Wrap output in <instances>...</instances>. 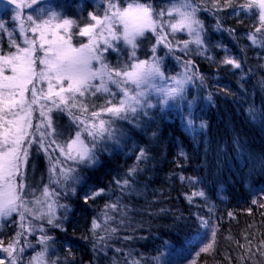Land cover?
I'll return each instance as SVG.
<instances>
[{"label":"trees","instance_id":"trees-1","mask_svg":"<svg viewBox=\"0 0 264 264\" xmlns=\"http://www.w3.org/2000/svg\"><path fill=\"white\" fill-rule=\"evenodd\" d=\"M203 1L194 2L200 6L204 23L210 25L204 24L209 49L220 53L227 49L241 68L212 64L202 55L186 59L194 63L195 88L186 99L185 119L168 118L150 109L148 117L139 118V127L136 122H118L125 133L120 144L109 142L107 151L98 153L96 168H78L92 190L103 188L105 194L86 204L83 185L77 186L74 196L61 197V203L71 209L64 221L66 231L45 225L54 237L49 242L53 245L49 257L56 264H132L134 260L139 264H182L201 244L191 246L183 257L171 254L172 246H180L194 235L206 240L211 231L216 232L214 251L201 254L195 264H264V248H260L264 208L258 206L264 201V65L255 58L257 49L249 39L256 27L233 14L238 1H232L231 7H224V0L218 5L214 0ZM87 8L67 13L83 26L89 20ZM217 25L219 29H215ZM5 28L15 31L11 21ZM7 31H0L4 53L14 52ZM150 45L149 38L143 39L142 54ZM250 107L256 112L255 120L249 117ZM188 118L193 121L191 130L186 127ZM177 138L183 141L188 160L178 157ZM140 149L146 152V159H137ZM125 179L129 187L122 190L117 181ZM198 191L205 196L192 197L189 202L188 197ZM254 199L257 204L252 203ZM114 202L118 210H108L114 219L106 226L105 206ZM201 218L207 220L208 228L202 226ZM94 220L100 224L95 234ZM14 225L9 220L2 224L5 246L18 230ZM109 228L117 231L112 233ZM99 236L106 239L101 241ZM34 237V247L26 249V256L41 248Z\"/></svg>","mask_w":264,"mask_h":264},{"label":"snow or ice","instance_id":"snow-or-ice-1","mask_svg":"<svg viewBox=\"0 0 264 264\" xmlns=\"http://www.w3.org/2000/svg\"><path fill=\"white\" fill-rule=\"evenodd\" d=\"M37 2L0 0V12L11 15L13 25L22 37V44L16 43L11 39L13 33L9 32L10 46L16 50L0 54V221L10 219L13 214L18 217L15 221L18 230L8 244L5 246L0 239V252L6 254L0 257V264H23L26 249L34 247L29 236H37L41 248L27 258V264H56L49 257V250L53 247L49 242L54 237L45 230V224L66 231L64 221L71 209L68 204L61 203V197L74 196L79 185H83L86 204L105 194L103 188L92 190V185L80 175L79 166L93 167L99 162L98 153L107 151L109 142L120 144L125 133L119 121L136 122L139 127V118L148 117L150 109L158 108L163 112L170 107L179 108L186 100L187 86L195 76L191 72L192 62H185L184 73L165 76L163 57L156 54L161 44L169 52L178 49L185 54L190 51L189 45H195L197 54L212 59L207 55L210 41L205 38L206 29L197 15L199 6L194 0H169L164 7L158 8L153 7L151 0H125V6H121L120 0H101L104 5L102 14L89 12L94 23L82 27L66 15L64 6L36 7ZM214 3L218 5L219 0ZM223 6L231 7L232 0H224ZM25 8L31 11L25 14ZM253 9L258 19L255 33H261L264 29V0H242L233 14H253ZM74 27L77 29L75 33ZM0 31H7L2 21ZM148 32L156 37V41L151 47L152 56L141 60L136 56L140 46L138 41ZM181 32L189 39L176 40V34ZM255 33L249 34V39L254 45L264 47V37L258 40ZM73 34L87 37V42L74 45ZM121 45L128 50V60L111 65L105 53L109 50L119 53ZM220 63L241 68L235 58L227 55ZM6 71L10 74L5 75ZM200 79L203 82V78ZM97 96L103 97L104 102L100 105L91 102L93 110L89 112L86 98ZM54 110L67 113L78 129L75 136L63 145L57 143L60 134L52 125L50 113ZM36 111L39 112V123L34 128L33 114ZM248 111L250 119H257L253 108ZM192 125V119H186L189 130ZM203 127L205 125L201 124ZM85 132L87 139L82 138ZM33 144L36 145L35 152H43L49 163L48 184L39 188V194L26 183ZM57 150L59 155L54 157L52 153ZM146 158V152L140 149L137 159ZM67 160L73 164L66 165ZM135 171V168L131 170ZM184 179L182 176L181 180ZM188 179L195 183L193 178ZM117 184L122 190L129 187L127 179L117 181ZM195 196L204 197L205 193L193 192L188 197L189 202ZM252 203L257 204V200ZM258 206L264 208V201ZM105 209L103 222L107 226L114 219L108 210L117 211L118 203L107 204ZM201 224L204 228L209 226L203 218ZM98 228L100 224L94 220V234ZM107 230L117 231L116 228ZM215 238V231L211 233L210 242L197 240L196 235L188 237L180 246L173 245L171 254L183 257L191 246L199 244L203 245L200 252L211 254ZM98 239L103 241L106 237L99 236ZM245 240H248L247 236ZM234 242L239 244V241ZM248 243L250 245L251 241ZM260 248H264V240ZM248 251L251 252L250 247ZM132 264H139V261L134 260Z\"/></svg>","mask_w":264,"mask_h":264},{"label":"rangeland","instance_id":"rangeland-1","mask_svg":"<svg viewBox=\"0 0 264 264\" xmlns=\"http://www.w3.org/2000/svg\"><path fill=\"white\" fill-rule=\"evenodd\" d=\"M79 1H81L82 3L77 2V3L73 4L72 0H46V2H45V0H38L37 5H35V6L36 7L44 6V7H50V8H58L60 6H64V11L69 18H71V17L67 13V11H69V10L73 11L74 9L82 10L86 7H88L87 8L88 13L92 12V13H95L98 15L102 14L104 5L101 3V0H79ZM209 1L210 0H205L203 2L205 4H207V3H209ZM219 1H222V0H219ZM232 1H234L236 4V1H238V3H239L242 0H232ZM120 3H121V6H125V0H120ZM151 3L153 5V7L158 8V7H164L167 3H169V0H151ZM30 11H31V9H27V8L24 9L25 14H27ZM199 12H200V10H198L197 15H198L199 19L202 20L203 17H201ZM252 12H253V14H247V15L244 14L243 12H241L242 14L241 13L239 14V18L241 19V21H243V20L249 21L250 26L257 27L258 26V19H257V16L254 14V13H256V10L253 9ZM88 18H89V16H88ZM0 21H2L4 24H7L8 21L9 22L11 21L13 24V21L11 19V15L9 14L6 16L3 12H0ZM202 22L204 23L203 20H202ZM89 23H94V22L91 21L89 18V20L85 23V25L89 24ZM77 24H78V22H77ZM204 24L207 27L210 26V25H208V22L204 23ZM79 25L82 27V24H79ZM13 29H15L14 32L12 30L7 31V36L9 37V32H12L13 35H12L11 39H14L16 41V43L22 44V37L18 33V28L14 26ZM215 29H217V27ZM76 30L77 29L74 27L73 33H75ZM15 32H17V34ZM151 36L153 37V40H152ZM256 36H257L258 40H260L262 37H264V31H263V33L261 32V33L256 34ZM148 38L150 41H152L153 44L155 43L156 37L151 32L146 33L145 36L138 41L140 46L136 50V56H137V58H139L141 60L148 59L152 56V52H151L152 45H150V48L146 49V53L148 55L146 53L142 54V52H141V50H143V49H141L143 39H148ZM168 38L170 40L172 39L171 36H169ZM9 39H10V37H9ZM188 39H189V37L185 33L181 32V33L176 34V40H178V41H184V40H188ZM81 41L87 42V37L76 36L75 34H73L72 42L74 45L78 46L79 42H81ZM215 45L217 46V44H215ZM121 47H122V45H121ZM254 47L257 49L255 52L256 53L255 58L260 60L262 65H264V54L263 55L260 54V50H261L262 46H259V44H255ZM11 48H14V47H11ZM189 48H190V51H188L187 54H185V52L180 51L178 49L174 50L172 52H169L168 49L164 48L163 44H161L157 48L156 54L158 56L163 57V70L165 72V76H177V75L185 72V67H184L185 62L188 59L191 60V59L195 58L196 55H199L194 50L195 45H189ZM221 49L222 48H220L219 50H221ZM15 50L16 49L14 48V52H15ZM221 51L222 52L220 53V52H217V51L215 52L214 50L209 49L207 55L211 56L212 59L209 60L204 56V61L210 62L212 64H222V63H220V61L225 57V55H227L231 58H235L238 61V58L234 55H231V53L227 49H223ZM8 53H10V52L4 53V52H1V50H0V54H8ZM37 55H41V53H37ZM105 56L107 57V59L111 65H115L114 61L117 64L118 61L123 62V61L128 60V50L124 49L123 47H122L121 52H119V53L112 52L111 50H109V52L105 53ZM196 64H198V63H196ZM193 68H194V63L192 62L191 69H193ZM8 74H10V73L6 71L5 75H8ZM194 88H195V86H194L193 82L187 86L186 99H187L188 93L190 91H193ZM93 101L95 102L96 105L103 104V102H104L103 97H101V96L86 98V102H88L89 112H91L93 110L92 103H91ZM185 105H186V100L181 104V106L179 108H171L170 107V108L165 109L163 112L162 111H158V112H159V115L167 114L166 116H168V118H170V117L176 118V117H180V116L184 117L185 116L184 115L185 114ZM156 110H159V109L156 108ZM73 112H76V110L73 109ZM33 115H34L33 126L35 128V125L39 123V112L36 111V112H34ZM50 115L52 116L53 128H55L56 131L60 134L57 138V143H60L63 145L65 142L70 141V139L75 136V133L78 130L77 126L73 122L72 118L65 112H58L55 110L52 113H50ZM184 119H185V117H184ZM82 138L87 139V133L86 132L82 133ZM182 145H183V141L181 139L177 138L178 155H179L178 157L183 158L185 160H188V153L186 152L184 146H182ZM35 149H36V145L33 144L32 149H30L27 175H26V183L31 188L37 189V194H39V192H38L39 188L42 185L48 184L49 163H48V160L45 157L44 153L40 152L39 154H37L35 152ZM181 152H183L184 155H181ZM52 155L54 157L58 156L59 150H57L56 152H53ZM60 159L63 161L64 157L61 156ZM72 164H73V161H71V160L66 161V165H72ZM80 166H83V165H80ZM97 166H98V163L96 165H94L93 167H90V168H96ZM51 187H56V186L51 185ZM25 191L27 192V189ZM29 199H31V197H29ZM14 217L16 219L18 218L15 214H13V216L10 219H5L3 221H0V231H1V227H2L3 222L7 221V220H9L10 225L15 224L14 226H17V224L15 223V220H13ZM49 227H51V226H49ZM16 230H17V228H16ZM211 233H212V231H211ZM211 233H210L209 237H207L206 240H203L204 242H210ZM34 238L37 241V237H34ZM0 239H2L5 242V239L3 238L1 233H0ZM28 240L30 242H33V241H31V240H33L32 236H29ZM202 246L203 245L201 244L198 247V249L195 250V252L191 256V258L182 264H195L197 259L201 256V254H203V252H200V247H202ZM27 250L29 251V248H27ZM197 253H199V255H197ZM5 255L6 254L0 252V257L5 256ZM24 256H25V260H24L23 264H27V258L30 256H26V254Z\"/></svg>","mask_w":264,"mask_h":264}]
</instances>
